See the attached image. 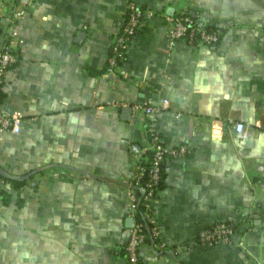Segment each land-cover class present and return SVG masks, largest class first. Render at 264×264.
Masks as SVG:
<instances>
[{"label":"crops","instance_id":"1","mask_svg":"<svg viewBox=\"0 0 264 264\" xmlns=\"http://www.w3.org/2000/svg\"><path fill=\"white\" fill-rule=\"evenodd\" d=\"M128 1L6 3L25 13L0 99L22 121L0 129V165L27 184H2L0 264H127V189L148 138L142 111L123 107L164 98L160 138L187 151L163 163L142 263L264 264V0H133L142 24L108 69ZM180 11L219 27L218 41L168 45ZM220 220L233 242L198 243Z\"/></svg>","mask_w":264,"mask_h":264},{"label":"built area","instance_id":"2","mask_svg":"<svg viewBox=\"0 0 264 264\" xmlns=\"http://www.w3.org/2000/svg\"><path fill=\"white\" fill-rule=\"evenodd\" d=\"M11 0H0V16L6 21V28L0 34V89L3 80L11 65L17 61L15 43L19 41L15 29V21L23 17L25 10L22 6H6ZM144 16L143 8L133 0L127 2L125 17L120 31L117 33L107 57V67L112 69L124 58L130 46L134 42V37L138 28L142 24ZM170 26L167 33V44L171 45L177 39L198 40L205 44H214L220 38V28L208 26L195 19L191 14L180 11L167 16ZM115 101V100H113ZM117 102V101H115ZM169 106L167 98L159 103H133L132 109L142 111V116L146 121L147 141L143 146V151L151 150L150 165L147 171V178L144 181V191L141 195L137 192V187L141 184V179L145 168L139 164L134 178L130 181L127 189L128 216L133 218V223L128 226L127 239L124 244L125 258L127 264H143L140 258V248L146 241L148 234L151 238L159 235V228L154 210V203L158 193V183L161 178L162 165L168 157L183 155L187 151L184 144L170 146L165 144L156 126V118L160 111ZM22 114L17 110L9 111L1 103L0 99V129L17 132L20 129ZM238 131L244 130L242 122L236 123ZM147 157V156H146ZM6 180L0 178V189ZM143 202L144 219L138 217L139 202ZM235 227L227 221L220 220L212 224L203 226L197 233V242L200 244H214L217 242H233ZM240 244L241 241H238ZM161 246L164 243H160Z\"/></svg>","mask_w":264,"mask_h":264},{"label":"trees","instance_id":"3","mask_svg":"<svg viewBox=\"0 0 264 264\" xmlns=\"http://www.w3.org/2000/svg\"><path fill=\"white\" fill-rule=\"evenodd\" d=\"M190 13V12H189ZM6 22L2 20V17L0 16V34L4 32L5 30V26H6ZM196 40V39H195ZM146 158L145 159H142L140 161L139 164L143 165L144 168H145V171L143 172V175H142V179H141V184L137 187V192L139 195L142 194V192L144 191V187H143V184H144V181L145 179L147 178V169L150 165V158H151V150H147L146 151ZM0 167H2L0 165ZM3 168V167H2ZM162 168H163V165H162ZM19 176H23V178H10V177H7L5 176L1 169H0V178H4L5 180H8L9 183H10V186H11V189H16L18 190L19 188H21L22 186H24L25 184H27V177H24V174H17ZM161 176H162V171H161ZM160 183H161V178H160V181L158 183V187L160 186ZM141 187L143 188V191L141 190ZM0 199L4 202V203H7L9 202V199H10V193L8 191H6L5 189H0ZM17 203L20 205L22 203V197H18L17 199ZM144 207H143V202L142 200L139 202V206H138V217L141 218V219H144V211H143ZM150 239V235L148 234V237ZM123 253L125 254V249L123 250Z\"/></svg>","mask_w":264,"mask_h":264},{"label":"water","instance_id":"4","mask_svg":"<svg viewBox=\"0 0 264 264\" xmlns=\"http://www.w3.org/2000/svg\"><path fill=\"white\" fill-rule=\"evenodd\" d=\"M123 109H125L126 111H128V110H131V107L129 105H126L125 107H123ZM0 169H1L2 173L5 176H7V177H10V178H23V176H19L17 174L11 173L10 171H8V170H6V169H4L2 167H0ZM24 177H26V175ZM141 190L143 191V188L142 187H141ZM130 221H131L130 224H132L133 223V218H130Z\"/></svg>","mask_w":264,"mask_h":264}]
</instances>
